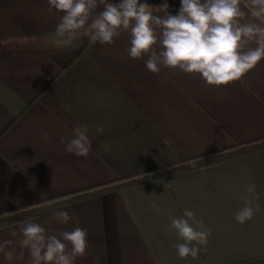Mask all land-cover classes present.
<instances>
[{
  "label": "crops",
  "instance_id": "crops-1",
  "mask_svg": "<svg viewBox=\"0 0 264 264\" xmlns=\"http://www.w3.org/2000/svg\"><path fill=\"white\" fill-rule=\"evenodd\" d=\"M146 2L161 16L162 3L172 15L181 6V0ZM241 7L248 12L247 0ZM102 10L101 4L96 12ZM63 15L49 10L47 0H0V212L264 141V59L226 86L179 69L154 74L147 56H128L130 32L122 31L113 44L61 38L55 30ZM80 125L88 126L92 142L86 158L60 143ZM241 195L256 209L243 225L235 220ZM184 209L211 230L196 259L177 255L174 245L183 241L169 230ZM62 210L71 217L67 224L52 219ZM29 221L49 234L86 229L88 248L74 264H264V149L0 227V243L11 240L6 250L16 257L21 225ZM30 261L27 250L11 262L0 252V264Z\"/></svg>",
  "mask_w": 264,
  "mask_h": 264
},
{
  "label": "clouds",
  "instance_id": "clouds-1",
  "mask_svg": "<svg viewBox=\"0 0 264 264\" xmlns=\"http://www.w3.org/2000/svg\"><path fill=\"white\" fill-rule=\"evenodd\" d=\"M47 2L49 10L64 13L55 30L58 37L87 36L92 42L113 44L122 31L130 32L128 56H147L146 68L154 74L162 68L179 69L186 74H200L209 85L226 86L241 80L264 59V0H247L248 12L242 9L241 0H181L177 15L169 13L165 2L160 5L165 10L163 16L154 14L153 6L146 0ZM101 4L103 10L96 12ZM103 130V126L97 127V132ZM88 131L87 125H80L73 129L72 137H61L65 151L86 158L92 150ZM42 138L47 141L48 133L44 132ZM254 190V185L247 186L249 193ZM240 199L244 205L235 214V220L243 225L252 219L256 209L246 196L241 195ZM52 219L67 224L71 217L62 210ZM169 230H175L178 240L183 241L174 245L181 259H196L211 234L189 209L183 210V217L171 218ZM21 233L19 257L6 250L12 245L11 240L0 243V252L9 262L22 259L27 250L30 264H74L88 248V233L81 227L49 234L40 224L29 221L21 225ZM11 235L15 236V231Z\"/></svg>",
  "mask_w": 264,
  "mask_h": 264
},
{
  "label": "trees",
  "instance_id": "trees-1",
  "mask_svg": "<svg viewBox=\"0 0 264 264\" xmlns=\"http://www.w3.org/2000/svg\"><path fill=\"white\" fill-rule=\"evenodd\" d=\"M264 149V141L257 142L256 144L246 146L244 148L230 150L228 152H221L206 155L195 160L189 162H183L182 164L170 165L160 169L150 170L140 176L129 178L128 180L115 184L110 187H100L94 190H87L86 192H82L79 194H70L67 196H63L54 200H49L42 204H37L34 206L22 207L13 210H9L6 212H0V227L10 225L13 223H17L29 218H32L41 212L57 208L62 205H67L73 201L78 199L86 198L89 196L96 195L98 193L107 191V190H116L118 188L132 185L141 181L150 180L156 177H165L171 173L177 172H185L194 169H198L201 167H205L211 164L219 163L231 158H235L238 156H242L246 153L258 151Z\"/></svg>",
  "mask_w": 264,
  "mask_h": 264
}]
</instances>
